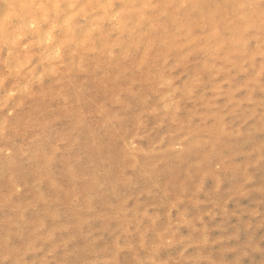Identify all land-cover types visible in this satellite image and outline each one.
<instances>
[{
	"label": "rangeland",
	"instance_id": "374dc122",
	"mask_svg": "<svg viewBox=\"0 0 264 264\" xmlns=\"http://www.w3.org/2000/svg\"><path fill=\"white\" fill-rule=\"evenodd\" d=\"M0 264H264V0H0Z\"/></svg>",
	"mask_w": 264,
	"mask_h": 264
}]
</instances>
